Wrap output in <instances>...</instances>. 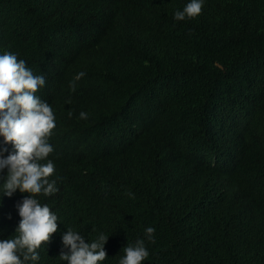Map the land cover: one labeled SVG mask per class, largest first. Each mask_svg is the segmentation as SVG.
Segmentation results:
<instances>
[{
  "label": "trees",
  "instance_id": "trees-1",
  "mask_svg": "<svg viewBox=\"0 0 264 264\" xmlns=\"http://www.w3.org/2000/svg\"><path fill=\"white\" fill-rule=\"evenodd\" d=\"M185 3L0 0V52L44 76L56 117L58 191L41 202L57 231L38 264H67L69 227L108 234L100 264H117L148 226L141 264H264V0L174 19ZM22 195L2 198L0 238Z\"/></svg>",
  "mask_w": 264,
  "mask_h": 264
},
{
  "label": "clouds",
  "instance_id": "clouds-1",
  "mask_svg": "<svg viewBox=\"0 0 264 264\" xmlns=\"http://www.w3.org/2000/svg\"><path fill=\"white\" fill-rule=\"evenodd\" d=\"M202 4L203 0H186L183 8L174 12V19L198 15ZM83 75L78 72L75 79ZM44 84V76L35 74L25 59L13 52H0V137L4 141L0 147V204L3 197H11L17 191L27 193L15 205L19 220L13 233L0 238V264H38L42 243L49 242L57 231L56 212L41 202V196L58 191L56 179L50 178L55 165L48 158L53 152L48 141L56 117L52 105L36 94ZM70 87H74V82H70ZM79 116L86 118L87 113L81 111ZM5 152L7 155H3ZM154 231L151 226L145 227L143 239L128 242L117 264L145 261L149 256L145 239L152 241ZM107 239L108 234L99 232L86 242L75 227H69L61 237L68 251H62L58 258L67 264H100L106 257Z\"/></svg>",
  "mask_w": 264,
  "mask_h": 264
}]
</instances>
